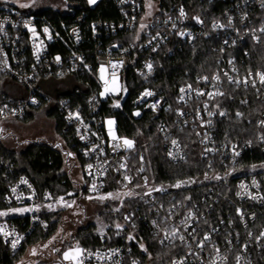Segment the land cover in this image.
I'll return each instance as SVG.
<instances>
[{
    "label": "built area",
    "instance_id": "2783aa9c",
    "mask_svg": "<svg viewBox=\"0 0 264 264\" xmlns=\"http://www.w3.org/2000/svg\"><path fill=\"white\" fill-rule=\"evenodd\" d=\"M113 1L122 15L118 29L129 32L131 40L95 53L93 73L100 87L86 98V112L79 106H72L68 98L49 96L37 87V80L53 75L65 77L91 72L92 65L85 62L83 53L69 51L65 56L52 53L50 45L58 42V32L52 31L33 13L0 5V75L24 87L26 94L23 100L0 101V121L20 118L27 109L39 107L45 100L62 113L64 128H70L76 135L83 162L81 174L88 192H102L113 181L119 191L132 193L126 197L141 203L137 206V217H133L132 211L126 212L118 229L99 235V248L83 249V264H141L134 245L143 244L140 240L142 225L159 245H176L178 252L170 264H264V169H258V164L253 163L238 165L246 151L257 147L264 153V112L257 119L253 138L235 142L218 139L219 124L227 116L218 99L226 83L251 91L264 105V83L259 79L264 71L244 68L234 55L247 42L264 43V0H234L220 19L208 23L198 15L189 14L182 6L171 11L160 9L157 1L156 11L147 20L144 18L146 0ZM82 20V16H77L76 23L68 30V35L76 42L81 38L78 24ZM102 26L104 30L114 29V25L101 21L90 23L94 35ZM204 35L215 38L213 48L221 49L216 68L192 82L177 85L173 104L169 105L166 95L153 87L159 79V54L174 52L177 46L192 44ZM101 66L105 68V80L110 82L115 73V78L120 80L119 91L102 95L105 82L101 79ZM128 70L146 83L138 91L134 103L156 117L165 159L173 164L186 160V147L179 134L184 128L193 130L200 158L209 166L221 167V173L215 174L217 178L210 181L224 183L233 178L235 183L230 195H220L218 188L211 187L186 203V199L167 194L182 181L172 185L151 182L144 172V161L141 158L140 163L132 161L136 145L128 148L123 143L125 139L115 133L113 139L107 132L106 121L102 125L94 115L99 109L98 100L122 97ZM149 92L152 95H146ZM112 127L114 129V124ZM172 141L177 143L174 145ZM6 190L4 204L10 208L32 209L15 216L21 226L7 217H0V242L16 252L31 230L47 227L48 221L42 215L53 201L50 190L38 189L24 175L9 178ZM220 203L228 207L220 209ZM14 241H18L16 247L12 246ZM43 264L71 262L52 259Z\"/></svg>",
    "mask_w": 264,
    "mask_h": 264
},
{
    "label": "trees",
    "instance_id": "16d2710c",
    "mask_svg": "<svg viewBox=\"0 0 264 264\" xmlns=\"http://www.w3.org/2000/svg\"><path fill=\"white\" fill-rule=\"evenodd\" d=\"M67 6L64 9L48 7L33 14L42 19L52 30L58 32V42L50 48L52 53L65 56L69 51L83 53L85 62L92 65L91 72H79L77 75L68 77L57 85H54L55 92L48 81L61 79L63 77H46L48 80L44 89L37 85L49 96L66 97L68 102L74 107H80L83 112L88 110L86 98L90 92L99 90V83L94 77L95 64L94 56L96 52H103L106 48L114 49L116 43L127 44L131 40L129 32L118 29V24L122 20L120 8L113 0H97L95 4H89L88 0H66ZM159 8L172 10L182 6L191 15H198L207 23L214 19H220L228 11L234 0H156ZM77 16H82L80 26L81 38L76 42L69 35L68 30L76 23ZM101 21L108 25H114V29H106L102 26L98 29V34H93L90 23ZM216 39L211 35H204L196 39L192 44H181L174 52H162L158 59L157 84L153 87L166 95L167 103L172 105V96L177 85L183 82H192L198 76L211 72L217 66V57L221 49H214L213 44ZM234 55L241 65L249 70L262 69L264 71V43L254 44L247 42L239 47ZM7 77L0 75V101L5 99H22L25 94L11 96L4 91V81ZM38 83V80H37ZM125 90L127 96L100 98L99 109L96 114L103 125L107 119L114 121V133L127 140H131L136 145V150L132 152V161L140 163V158L144 161V172L149 176L151 182L157 184L172 185L181 181H193L191 184L170 188L167 194L176 198L186 199V203H191L200 197L209 188H218L219 194L224 195L233 191L234 180L228 182L220 181L197 182L204 176H211L221 173V167L214 164L209 166L208 162L201 159L198 153V145L193 138L189 128L180 130L179 137L186 147L187 158L181 164H173L165 159L163 140L158 135L156 117L140 107H136L134 98L138 91L146 85L143 80L134 77L131 70L125 74ZM49 89V90H48ZM53 92V93H52ZM245 98H247L245 100ZM39 107L26 110L25 114L15 120L29 122L36 118L40 112H44L46 117L54 122V132L63 143L68 153L76 162L80 174L83 162L80 158L79 147L76 135L64 128L62 113L54 109L42 100ZM220 108L227 113L219 124L218 139L220 141L235 142L248 137L253 138L257 130V119L264 112V105L260 103L251 91L238 88L226 83L223 93L218 99ZM239 112L240 115H236ZM139 113V115H136ZM4 121H0V210L9 209L4 204L6 196L7 180L15 178L17 175H24L33 181L38 189H48L51 192L52 201L70 196H80L88 194L86 180L81 174V183L77 188L67 172L64 171V153L54 146L38 141H32L19 150L6 146L1 137L4 131ZM264 134V127H263ZM263 164L264 153L259 148L243 153L238 165ZM113 180V179H112ZM118 188L110 181L102 192H118ZM141 203L134 198L122 197L120 199L107 200L98 213L103 225L95 222L77 228L76 234L71 242L77 243L82 249L99 248V235L116 230L117 225L123 221V215L132 211L133 217H137V206ZM228 207L225 203H220L218 208ZM61 209H51L50 206L43 212V217L48 221L46 228L35 227L23 241L21 247L12 252L8 246L0 242V264H15L24 255L26 249L39 242L49 239L56 231L60 220ZM11 221L21 226V221L17 217H7ZM141 246L134 245V251L141 264H170L178 252L176 245L161 246L156 243L154 237L145 226L140 230ZM44 261H36L33 264H43Z\"/></svg>",
    "mask_w": 264,
    "mask_h": 264
},
{
    "label": "rangeland",
    "instance_id": "374dc122",
    "mask_svg": "<svg viewBox=\"0 0 264 264\" xmlns=\"http://www.w3.org/2000/svg\"><path fill=\"white\" fill-rule=\"evenodd\" d=\"M97 1V0H96ZM89 2V0H88ZM96 3V2H95ZM95 3H89L91 5ZM0 5H4L8 8H16L23 13H35L48 7H54L58 9H64L67 6L66 0H0ZM21 5H27L26 7H21ZM157 9L156 0H146L145 1V12L144 18L150 19ZM65 76L61 79H52L39 81L37 85L44 89L48 83L51 84L52 90L55 89L54 85H57L62 80L66 79ZM117 90L119 91L120 80L115 78ZM112 81V80H111ZM111 81L108 84L109 89H111ZM4 91L9 93L11 96H19L20 94H25V88L12 81L7 77L4 81ZM49 90V89H48ZM57 89L54 90V92ZM109 90L105 92L102 91L103 96L108 93L116 92ZM53 93V92H52ZM26 96V94H25ZM24 96V97H25ZM106 120L107 132L110 135L114 134V129L108 124ZM4 131H2L1 137L6 146L12 149L19 150L23 148L26 144L32 141L44 142L54 146L55 148L63 151L64 153V171L68 173L71 180L73 181L75 187H79L81 183V174L79 168L74 161L72 155H69L67 149L65 148L61 140L56 136L54 130V122L52 119L46 117L45 113L40 112L36 118L29 122L19 121L15 119L4 120ZM258 169H264V163L257 166ZM238 173V172H237ZM217 178L216 175L204 176L197 180V182H206L214 180ZM193 181H182L180 186H185L191 184ZM111 194V195H109ZM63 199L53 201L50 204L51 209H61L60 210V220L55 233L47 240L39 241L31 246H29L22 258L15 262V264H33L36 261H48V260H59L67 261L64 259V252L68 251L70 248H75L80 245L71 242L73 236L76 234L77 228L86 225L87 223L95 222L98 225H103L102 221L99 219V212L102 210L103 204L110 199H120L126 197L125 192H99V193H88L80 196H70ZM100 197H105V199H100ZM13 209L20 208H9L1 212L6 213L5 215H0V217H11L17 216L23 212H14ZM82 249V248H81Z\"/></svg>",
    "mask_w": 264,
    "mask_h": 264
},
{
    "label": "snow or ice",
    "instance_id": "6c2138e0",
    "mask_svg": "<svg viewBox=\"0 0 264 264\" xmlns=\"http://www.w3.org/2000/svg\"><path fill=\"white\" fill-rule=\"evenodd\" d=\"M96 0H89V3H95ZM27 5H21V7H26ZM34 31V30H33ZM45 32L48 31V29L44 30ZM57 60H59V57H57ZM113 67H116V65H113ZM149 69H151V65H148ZM101 79L104 80L105 82V92H108L109 90L111 91H116L117 90V86H116V80H115V73H113V79L111 81V89H109L108 84L109 81L105 80L103 73L105 72V68L103 66H101ZM219 77H216V79H218ZM259 79L261 83H264V74H259ZM104 93H102L103 95ZM146 95H152V93H146ZM224 113H221V115H223ZM136 115H139V113H136ZM211 115V113H210ZM239 115V113H238ZM114 121L109 120L108 124L111 127V125H113ZM116 137L113 135V139H115ZM124 145L127 146L128 148H132L133 147V142L131 140H127L125 139L123 141ZM172 143L175 145L177 142L176 141H172ZM116 147H119V145H116ZM71 155V154H69ZM91 167V166H89ZM121 167H123V165H121ZM125 179H127V177H125ZM26 183V181H24ZM175 187H180V184L175 185ZM93 190H95V185H93ZM159 190V189H158ZM13 192H15V189H13ZM111 195V194H109ZM125 195H132L131 192L129 193H125ZM63 199V198H61ZM100 199H105V197H100ZM32 209L29 208H23V209H13L12 211L14 212H28L31 211ZM6 213L0 212V215H5ZM120 226L117 225V228H119ZM0 231H2V229H0ZM5 235H7V233H5ZM172 235H175V232L172 233ZM262 235H264V233H262ZM181 239H183V237H180ZM205 239H208V237H205ZM18 241H14L12 246L16 247V243ZM84 253V250L81 249L79 246L75 247V248H70L68 251L64 252L63 257L65 260L70 261L71 264H83V260L81 259L82 255Z\"/></svg>",
    "mask_w": 264,
    "mask_h": 264
},
{
    "label": "water",
    "instance_id": "95a60500",
    "mask_svg": "<svg viewBox=\"0 0 264 264\" xmlns=\"http://www.w3.org/2000/svg\"><path fill=\"white\" fill-rule=\"evenodd\" d=\"M126 96H127V92H126L125 86H124L123 93H122V99L121 100H125Z\"/></svg>",
    "mask_w": 264,
    "mask_h": 264
}]
</instances>
